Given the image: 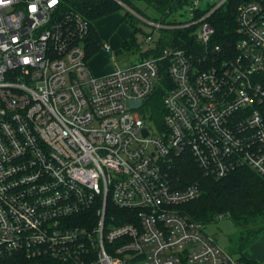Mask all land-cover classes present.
Listing matches in <instances>:
<instances>
[{
  "label": "built area",
  "instance_id": "obj_1",
  "mask_svg": "<svg viewBox=\"0 0 264 264\" xmlns=\"http://www.w3.org/2000/svg\"><path fill=\"white\" fill-rule=\"evenodd\" d=\"M32 2L0 0V261L242 264L176 209L201 190L170 171L184 156L215 180L264 176V0L239 4L229 48L208 21L228 0H186L189 18L147 19L158 37L145 40L155 49L161 30L187 29L192 43L133 49L136 62L101 76L91 23L35 0L33 27ZM160 86L155 122L145 102Z\"/></svg>",
  "mask_w": 264,
  "mask_h": 264
},
{
  "label": "trees",
  "instance_id": "obj_2",
  "mask_svg": "<svg viewBox=\"0 0 264 264\" xmlns=\"http://www.w3.org/2000/svg\"><path fill=\"white\" fill-rule=\"evenodd\" d=\"M151 7L156 14L152 19L162 23H177L174 14L183 8L186 0H139ZM242 0H228L223 6L218 8L209 17L208 21L215 31V42L223 47H232L237 40V8ZM64 6L80 13L90 25L85 47L87 57L102 50L103 43L99 38L92 22L98 18L111 14L118 10L119 4L114 0H62ZM128 15V14H127ZM135 33V31H134ZM134 33L130 38L121 43L122 48L139 51L140 46L136 43ZM147 36H151L148 34ZM182 41L193 42V38L188 36L187 29L161 30L156 41V48H150L141 53V56L157 54L159 50L166 46H179ZM166 88L160 86L145 105L152 121L161 122L163 109V96ZM184 156L174 159V169L170 171L171 176H180L186 183L197 181L201 193L198 199L180 206L182 212L191 219L202 224L209 223L220 217H228L240 228H245L247 236L241 247L243 250L261 236L264 224L257 225L260 220H264V176H261L249 168H240L225 178L215 180L203 176L194 161L183 162ZM10 264L2 262L0 264Z\"/></svg>",
  "mask_w": 264,
  "mask_h": 264
},
{
  "label": "rangeland",
  "instance_id": "obj_3",
  "mask_svg": "<svg viewBox=\"0 0 264 264\" xmlns=\"http://www.w3.org/2000/svg\"><path fill=\"white\" fill-rule=\"evenodd\" d=\"M118 4L120 7L118 10L92 22L94 29L100 33L103 45L106 44L109 47L107 51L102 48L101 52L91 55L90 60L88 59V65L90 63L92 68L95 62L101 73L113 71L122 64H130L138 60V53L121 46V40H126L134 31L136 43L143 50L154 45L151 42H146L145 39L148 34H151L153 40L158 37L152 26L146 22L147 19L152 20L156 18V14L151 7L139 0H121ZM202 5L204 6V3ZM189 17L187 6H184L183 10H179L174 14V18L178 20H184ZM182 160L186 162L190 158L184 157ZM173 169L174 163L171 171ZM177 177L180 176L178 175ZM186 180L179 178L181 185L185 184ZM176 209L182 211L183 207H177ZM256 224L261 226L264 224V220H260ZM203 228L205 233L213 237L220 247L236 258L240 256V246H242L247 236L245 228L238 227L228 217H221L220 219L203 224ZM18 264H20L19 258Z\"/></svg>",
  "mask_w": 264,
  "mask_h": 264
},
{
  "label": "crops",
  "instance_id": "obj_4",
  "mask_svg": "<svg viewBox=\"0 0 264 264\" xmlns=\"http://www.w3.org/2000/svg\"><path fill=\"white\" fill-rule=\"evenodd\" d=\"M97 34L99 35V38L101 39L100 33L97 32ZM129 38H130V36L126 40H128ZM126 40H121V43L123 41H126ZM99 52H101V51H98L95 54H97ZM128 65L129 64H122L120 67L116 68L113 71H110L107 73H101L98 65L95 62L92 65V68H91L90 63H89L90 70L93 72V74L95 76L110 74V73L116 71L117 69L126 67ZM237 258L240 259L242 264H264V230L261 233V236L259 238H257L252 244H250L247 248H245V250H243V252Z\"/></svg>",
  "mask_w": 264,
  "mask_h": 264
},
{
  "label": "clouds",
  "instance_id": "obj_5",
  "mask_svg": "<svg viewBox=\"0 0 264 264\" xmlns=\"http://www.w3.org/2000/svg\"><path fill=\"white\" fill-rule=\"evenodd\" d=\"M6 2H11V0H6ZM55 4H52L51 3V0H49V3H48V7L49 8H51V7H53ZM28 13H29V16H30V18L31 19H33L34 21H36V23L33 25V27H36L39 23H40V20H38L37 18H36V16L34 15L37 11H38V5H37V3L35 2V0H33V2L32 3H30L29 4V6H28ZM29 57H25L24 58V62L25 63H27L28 61H29Z\"/></svg>",
  "mask_w": 264,
  "mask_h": 264
},
{
  "label": "water",
  "instance_id": "obj_6",
  "mask_svg": "<svg viewBox=\"0 0 264 264\" xmlns=\"http://www.w3.org/2000/svg\"><path fill=\"white\" fill-rule=\"evenodd\" d=\"M134 105L138 106L139 103H136V104H134ZM146 134H147L146 130H143V135H146Z\"/></svg>",
  "mask_w": 264,
  "mask_h": 264
},
{
  "label": "snow or ice",
  "instance_id": "obj_7",
  "mask_svg": "<svg viewBox=\"0 0 264 264\" xmlns=\"http://www.w3.org/2000/svg\"><path fill=\"white\" fill-rule=\"evenodd\" d=\"M51 3L52 4H56L57 3V0H51Z\"/></svg>",
  "mask_w": 264,
  "mask_h": 264
}]
</instances>
